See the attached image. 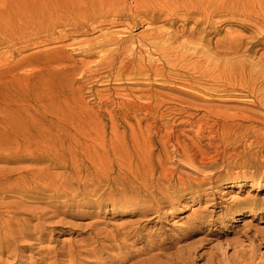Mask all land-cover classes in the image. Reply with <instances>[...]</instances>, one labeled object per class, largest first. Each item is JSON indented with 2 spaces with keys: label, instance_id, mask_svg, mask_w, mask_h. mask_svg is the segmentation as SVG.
I'll return each instance as SVG.
<instances>
[{
  "label": "rangeland",
  "instance_id": "1",
  "mask_svg": "<svg viewBox=\"0 0 264 264\" xmlns=\"http://www.w3.org/2000/svg\"><path fill=\"white\" fill-rule=\"evenodd\" d=\"M63 1L0 0L3 25L15 21L22 27L1 32L0 71L17 67L25 79L46 74L48 58L62 52L91 68L88 79L75 85L89 112L79 122L90 125H67L59 109L43 113L50 101L40 99L27 108L44 134L26 143L0 140V264H70L68 251L92 250L96 234L101 245H120L121 252L105 248L74 264H135L149 256L164 261L196 244L205 246L200 253L206 255L197 262L205 264L215 251L226 249L228 257L234 245H248V236L264 232V0H171L156 8L161 18L153 25L146 22L150 13L138 16L143 23L136 26L96 23L93 31L61 20ZM108 39L120 40L121 49L132 45L136 63L188 72L198 87L220 77L235 93H214L203 102L163 90L166 84L156 78L132 80L123 74L119 80L103 56L112 48L86 57L88 45ZM18 84L24 91L32 84L44 87ZM150 89L195 107L162 108L166 114L175 110L168 130L178 133L181 146L189 144V168L178 167L180 157L172 155L164 170H157L159 152L153 165L143 166L144 153L132 134L135 122L125 128L121 116L111 121L108 112L119 116V105L99 112L109 96L125 101L127 92ZM19 146L27 157L29 152L45 157L26 161L12 153ZM26 169L32 172L22 173ZM113 235L118 243L107 238Z\"/></svg>",
  "mask_w": 264,
  "mask_h": 264
},
{
  "label": "bare ground",
  "instance_id": "2",
  "mask_svg": "<svg viewBox=\"0 0 264 264\" xmlns=\"http://www.w3.org/2000/svg\"><path fill=\"white\" fill-rule=\"evenodd\" d=\"M170 1L64 0L63 7L61 8L63 11L59 15V18L71 23L74 22V26L77 28H86L90 31L96 29L94 26L96 23L98 27L102 28L106 25H115L117 21L126 22L124 23L125 25L136 26L143 23V21L137 19L138 16H149L150 13L155 12L156 8L160 11L158 6L163 3L168 4ZM160 18L161 16L156 17L154 13L146 22L149 25H153ZM85 22H89V26L84 24ZM7 23L8 27L0 21V34H3L1 32L7 29L10 30L9 32H18L19 28L22 29L15 21H8ZM107 47L112 48V50H105L103 56L109 59L108 67H110V71L117 73L116 75L119 80H123V74L132 76L129 77L132 80H151L152 78H156L158 84H166L162 86L163 90L203 102L212 100L214 93L220 96L227 93H235L234 90H229L220 81V77L213 79L212 83L206 86H203L199 82L198 87L192 85L195 78L188 72L166 71L165 66L159 68L156 65L147 66L144 63H136L134 59L135 52L130 49L132 45H124L121 49L120 40L116 39H108L97 45H88L87 50H85L86 57L93 56L94 50H97L99 53ZM127 54L131 56L130 64L125 62L128 58ZM48 59L46 74L42 72L30 74L31 76L27 79H25L26 77L21 78L22 74L20 71H17V67L3 72L0 71V140H25L22 143H26V141L28 142L34 138L40 131L42 132L40 134H44L45 131L40 128L37 129V126L32 122V115L27 108L30 107V103H37L40 99H46V102L50 101V106L44 108L43 113L51 112L53 114L59 109L60 117L67 125H71L73 122L77 123V125L72 124V126L84 128L91 124L79 122V120L88 117L89 112L87 104L81 95V87L75 88L77 83L88 79V73H91V68L88 67L89 63L82 60L75 61L70 55L63 54V52L62 54L56 53ZM119 60L121 61L119 62ZM42 75H47L48 79H44ZM77 76L80 78L75 79ZM56 80H58L57 86H55ZM200 80L198 79V81ZM30 81L38 85L43 84L44 87L37 90L36 84H32L28 88L26 86H28ZM23 82L26 84L25 91L21 87L22 85L18 84ZM135 94L138 97H134ZM247 96L249 97V95ZM123 97L126 98L125 101L122 98H112L109 96L104 103L99 104V112L105 114V112L101 111V108L104 106L119 105V110L122 111L119 116H112L113 112H108V117H110L111 121L115 122L121 116L122 126L125 128L128 127L126 122H135L136 128H132V134L137 150L144 153V156L140 158L141 164L143 166L146 163L153 165V155L155 152H159L158 163L156 165L157 170H164L165 166L170 163L172 155L180 157V162L176 161L178 162V167L184 168L183 164H185V168H189L193 161L189 144L181 146V142L178 140L180 138L178 133L168 130L171 128L172 116L175 110L169 111L168 108L166 114V111H162V108L169 104H175L188 110H193L195 107L178 97L156 93L151 89L150 91H137L136 93L127 92L123 94ZM203 97L209 99H202ZM6 100L11 103L6 104ZM60 106L63 108L61 109ZM143 112H145L143 118L137 119V116ZM160 134H162L161 137L159 136ZM19 144L20 142L17 143V146ZM24 149V146H19L12 153L17 157L26 158L28 155L24 153ZM29 154L31 156L24 160L31 161V159L45 157L35 152H29ZM30 172L32 170L29 169L22 171L26 175ZM146 208L151 209V207ZM95 237L96 239L94 238L91 241L92 244H95L92 250L73 249L68 251L67 256L69 260H72L70 264H74L73 260L80 258L83 254L94 256L95 254H102L105 248L114 247V244H109V246L101 245L104 240L103 238H99V234H96ZM107 238L111 239L110 242L118 243L116 235ZM256 240H259L260 243L253 247L252 244ZM248 243V245H243L242 243L234 245L230 248L232 249V253L228 257H226V249L225 251L217 250L210 255L205 264H264V253H259L260 246L264 244V232H256L254 237L248 236ZM204 247L202 244L185 246L179 248L177 253L172 256H162L164 261H159L157 256H149L135 264H197L206 255L205 252L200 253ZM245 247L251 248L247 250ZM114 248H117L121 252L120 245H115Z\"/></svg>",
  "mask_w": 264,
  "mask_h": 264
}]
</instances>
